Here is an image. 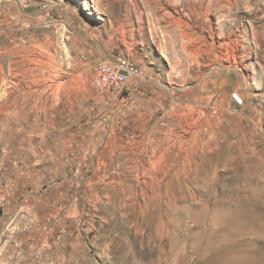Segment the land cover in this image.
Instances as JSON below:
<instances>
[{
	"label": "rangeland",
	"instance_id": "1",
	"mask_svg": "<svg viewBox=\"0 0 264 264\" xmlns=\"http://www.w3.org/2000/svg\"><path fill=\"white\" fill-rule=\"evenodd\" d=\"M0 264H264V0H0Z\"/></svg>",
	"mask_w": 264,
	"mask_h": 264
},
{
	"label": "built area",
	"instance_id": "2",
	"mask_svg": "<svg viewBox=\"0 0 264 264\" xmlns=\"http://www.w3.org/2000/svg\"><path fill=\"white\" fill-rule=\"evenodd\" d=\"M91 85L99 92L121 94L127 85L141 75L139 67L123 57H107L96 62ZM234 107H243L245 98L239 91L229 94Z\"/></svg>",
	"mask_w": 264,
	"mask_h": 264
}]
</instances>
